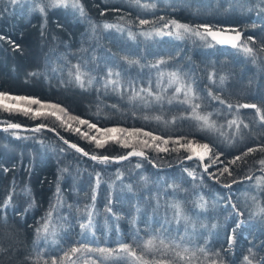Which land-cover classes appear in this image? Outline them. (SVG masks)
<instances>
[{
    "label": "trees",
    "instance_id": "trees-1",
    "mask_svg": "<svg viewBox=\"0 0 264 264\" xmlns=\"http://www.w3.org/2000/svg\"><path fill=\"white\" fill-rule=\"evenodd\" d=\"M73 2L0 0V93L37 99L28 105L44 113L0 104V123L49 126L98 156L140 148L151 160L101 162L45 129L0 130V264H51L65 253V264H102L98 253L70 249L121 244L148 260L184 264L171 248L164 254L160 238L194 252L193 264H264V184L257 183L264 179V0H79L83 15ZM172 21L192 31L178 38ZM203 26L239 33L236 47L211 40ZM189 86L212 127L178 102L185 96L175 89ZM49 104L65 110L55 108L62 119L48 114ZM77 117L97 129L141 132L98 146L91 137L112 134ZM198 139L210 143L207 172L198 159H184L194 152L181 145ZM249 148L256 150L244 155ZM153 237L156 249L146 252L143 242Z\"/></svg>",
    "mask_w": 264,
    "mask_h": 264
},
{
    "label": "snow or ice",
    "instance_id": "snow-or-ice-1",
    "mask_svg": "<svg viewBox=\"0 0 264 264\" xmlns=\"http://www.w3.org/2000/svg\"><path fill=\"white\" fill-rule=\"evenodd\" d=\"M13 3L16 2V0H12ZM53 4L54 6H67L68 4V0H53ZM72 7L74 8H78L81 12V15H83V9L82 6L79 5V0H74V2L72 3ZM145 7H147L145 5ZM41 12H44V9L41 8L40 9ZM141 24H146L148 23L147 20H141L140 21ZM172 26L175 27V29L177 30V35L178 38L181 35L180 30L182 29L183 32H191L192 29L188 26V25H184V24H180L176 21H172ZM168 25L165 24V27H167ZM105 27H110V25H105ZM205 28V32L208 33L209 35H211L213 38L216 37V33L212 32L210 28H208L207 26H203ZM158 35L160 34H164L161 32H157ZM168 35H171V33H167ZM196 35H201L200 33H195ZM239 33L236 34L235 37H232L230 39L229 42H231L233 44V47H236V43L235 41L239 40ZM224 42V41H221ZM244 52L246 54H251L252 50L249 48H244ZM82 73L79 71L78 66H77V73L75 75V79L78 83H80V86L83 87V82H82ZM111 75V73H110ZM170 76L172 77L171 82L174 83L176 82V80L178 79L177 74L176 73H171ZM223 79V78H222ZM109 83H115L114 81H110ZM144 91V90H142ZM148 91V94L151 95V90H146ZM175 92L177 94H180L181 92L184 93L185 99L178 101L181 104H189L191 106V110H192V115L189 117L191 119H195V120H199V121H203V126L204 127H212L213 125L209 123V117L208 116H201L197 113V109L199 108L198 104H192V98H193V90L192 88L189 86L187 87V89H184L183 87H178L175 89ZM137 95H139V93H137ZM5 99H11L14 101H27L29 104H40L41 102L37 99H33V98H29V97H8L7 94L5 93H0V101H3ZM157 100H160L161 97L157 96L156 97ZM213 99H218V97H213ZM172 101H169V103H171ZM220 103H224L223 101H220ZM6 107L9 110H17V111H22L24 113H30L33 111V109L28 108V107H21L19 104H8L6 105ZM51 108L55 109V108H59V105H51ZM229 107H231L229 105ZM241 107L244 108H255L256 112L259 113L260 109L256 107V105H242ZM61 111H65L63 109H61ZM37 116L39 115H44V113H41L39 111H37L35 113ZM49 115L55 116L57 119H62L56 112H51L48 113ZM77 120H79V123L81 125H85L87 124L89 128L91 129H96L97 132H103V133H111L112 135L110 137H105L104 139H97L95 136L91 137L92 140H94L96 142V144L98 146H102L104 143H107L109 139L112 140H116L117 142H119V136L116 135L117 133H127L129 136H133L136 134H139L141 132L140 129H133V130H127V129H118V128H110V129H97V126L93 123H89L88 121L85 120H80L78 117L75 118ZM262 119H264V117H262ZM236 123L235 121H231L230 124H234ZM10 128H19L20 125L17 124H10L9 125ZM39 127H44V125H40ZM39 127L36 130H39ZM70 127V126H69ZM77 131L79 132L80 130L77 129ZM83 135L87 136V133H83ZM144 135L146 136H152L151 133H144ZM154 140H159L161 139L160 137H152ZM183 139V138H181ZM141 143H147V141H141ZM165 144L168 143V141H164ZM176 143H179V141H176ZM124 146L127 147L129 146L127 142L124 143ZM71 147L76 148L77 151H83L82 149L78 148L76 145H71ZM181 147H185L188 148L194 152H196L197 149H201L202 152H197V154L199 155V158L201 160H203L205 158V155L208 154V152H210L209 146L207 144L204 145H196L193 142L189 141L187 142V144H182ZM166 150V149H164ZM256 149L253 148H249L247 152L244 153V155H248L249 153L255 151ZM260 151H264V148H261ZM85 155H87V153H84ZM131 155H137V156H143L144 153L143 152H137V151H133L130 152L128 154V156ZM128 156H123V157H119V159H127ZM191 158V157H189ZM91 159L93 160H101V162H105L109 160V157L107 156H101V157H97V156H92ZM218 159V157H217ZM241 159L240 156H237L235 158V160H239ZM235 160L232 161V163H235ZM213 163L216 162V160L212 161ZM260 163L262 165H264V160H261ZM207 169V166H206ZM223 171L227 172L228 169L225 168ZM191 175V173H190ZM258 184H264V179L258 180L257 181ZM173 207L176 209V214L177 216L181 215V209L180 206L177 205H173ZM260 212H264V208H260L259 209ZM49 216H51V213H49ZM48 223H45L43 225V231L47 232L48 231ZM82 227H85L84 225H82ZM156 240L157 237H153L151 239H148L147 241L143 242V249L146 252H152L156 249ZM159 244L161 249L164 251V254H167V251L171 248L172 251L174 252V255L176 257L177 260L179 261H183L184 264H193V258L195 256V253H190V250L187 247H184L181 249V245L179 243H175V242H166V239L164 238H160L159 239ZM177 249H181L179 251H177ZM95 252L98 253L99 256L102 258V264L103 261H107V260H123L125 261V264H170V262L166 261V260H148L145 259L143 255H138L135 248H133L131 245L129 244H121L120 247L118 249H109V248H71L70 252L75 254L78 252ZM200 252L204 253L205 249L201 248L199 249ZM123 255H120V254ZM69 259L68 253H65V257L62 258L61 260L57 261V260H52L51 264H65V260ZM247 260V257L245 258ZM73 264H75V262H73ZM93 264H95V262H93ZM213 264H215V262H213ZM250 264V262H249Z\"/></svg>",
    "mask_w": 264,
    "mask_h": 264
},
{
    "label": "water",
    "instance_id": "water-1",
    "mask_svg": "<svg viewBox=\"0 0 264 264\" xmlns=\"http://www.w3.org/2000/svg\"><path fill=\"white\" fill-rule=\"evenodd\" d=\"M214 30V29H213ZM213 30H211L212 32H214V33H216L217 35H216V37L215 38H213L211 35H209V37L211 38V39H213V40H216V41H218L219 43H221V44H225V45H227V46H233V44L231 43V42H229L230 41V39L232 38V37H235L236 36V34H237V32H231V31H226V30H222V31H219V30H215V31H213ZM221 41H224V42H221ZM235 43H236V41H235ZM10 125V124H9ZM9 125H4V126H2V125H0V129H9L10 127H9ZM37 127H39L38 125H34V126H30V127H26V126H21L20 125V127L19 128H10V129H16V130H20V131H26V130H30V129H33V128H37ZM42 129H45V130H47V131H49V132H52L54 135H56L62 142H64L65 144H67L68 146H70L71 147V145H73L72 143H70V142H68V141H66L57 131H55L54 129H52V128H48V127H41ZM78 147V146H77ZM73 148V147H72ZM75 150H76V148H74ZM133 151H135V150H130L125 156H128V154L130 153V152H133ZM79 152H81L82 154H84V153H87V155H85V156H88V157H92L90 154H88V152H86V151H79ZM137 152H142V151H139V150H137ZM144 153V152H143ZM131 156H137V155H131ZM131 156H128V157H131ZM139 157H143V158H147V155L144 153V155L143 156H139ZM191 158H186V159H198L200 162H201V164H202V167H203V170L205 171L206 170V168H205V166L203 165V160H201L200 158H199V156H197V155H192V156H190ZM120 160H122V159H116V161H120ZM108 161H114V158H110L109 157V160ZM220 185H222V184H220ZM223 186V185H222ZM225 186V185H224Z\"/></svg>",
    "mask_w": 264,
    "mask_h": 264
},
{
    "label": "rangeland",
    "instance_id": "rangeland-1",
    "mask_svg": "<svg viewBox=\"0 0 264 264\" xmlns=\"http://www.w3.org/2000/svg\"><path fill=\"white\" fill-rule=\"evenodd\" d=\"M211 30H225V29H222V28H215V27H209ZM226 31H231V32H235V31H232V30H226ZM207 35H208V33H207ZM208 37H209V35H208ZM210 38V37H209ZM211 39V38H210ZM211 40H213V39H211ZM213 41H215V40H213ZM216 43H217V41H215ZM8 97H17V96H9V95H7ZM0 104L1 105H4L5 106V108L6 109H8L7 107H6V105H8V104H19L21 107H28V108H31V106H29L28 105V102L27 101H14V100H11V99H5V100H3V101H0ZM52 104H49V105H47V106H45L44 105V107H46L48 110H51V111H53V112H56L57 114H58V111L57 110H55V109H53V108H51L50 106H51ZM32 109V108H31ZM43 108H41V110H42ZM59 109H61V108H59ZM19 112H22V111H19ZM33 112V111H32ZM31 112V113H32ZM36 112H33V114H35ZM59 115V114H58ZM68 122H70V120H68ZM76 122L77 123H79V120H76ZM72 123V122H71ZM11 124H13V123H11ZM80 124V123H79ZM0 125H2V126H6V125H9V124H3V123H0ZM17 125H19V124H17ZM36 125H42V124H36ZM22 126V125H21ZM34 126V125H33ZM26 127H30V126H26ZM10 129V128H9ZM0 130H8V128L7 129H0ZM12 130V129H11ZM52 133V132H51ZM100 135H104L105 136V133H103V132H100ZM97 138H98V135H97ZM99 139V138H98ZM199 140H202V141H204L203 143L204 144H207L208 146H209V149H210V143H209V141L207 140V139H198V140H194L193 141V143L194 144H196V145H198V141ZM71 142V141H70ZM134 149V148H133ZM136 149H138V148H136ZM140 149V148H139ZM198 150L199 149H197L196 150V152H198ZM194 152V151H193ZM196 152H194L193 154H195ZM200 152V151H199ZM193 154H191V155H193ZM191 155H189L188 157H190ZM209 155V152H208V154L207 155H205V157L206 156H208ZM188 157H185L184 159H186V158H188ZM115 158V157H114ZM184 159H183V161H184ZM205 159V158H204ZM149 160H151L150 159V157H149ZM186 160H190V159H186ZM152 163L154 162V161H151ZM200 162V161H199ZM155 163V162H154ZM156 168H158V169H164V168H166V167H161V166H158L157 164L156 165H154ZM168 167H170V166H167V168ZM205 172H207V169H206V171ZM254 174V173H253ZM253 174L252 175H248L247 177H246V179H250L252 176H253ZM212 180L213 181H216L214 178H212ZM233 182H235V181H233ZM219 184H222L223 185V187H227V186H229V185H225V184H223V183H219ZM221 185V186H222ZM225 185V186H224Z\"/></svg>",
    "mask_w": 264,
    "mask_h": 264
},
{
    "label": "bare ground",
    "instance_id": "bare-ground-1",
    "mask_svg": "<svg viewBox=\"0 0 264 264\" xmlns=\"http://www.w3.org/2000/svg\"><path fill=\"white\" fill-rule=\"evenodd\" d=\"M213 31H215V30H213ZM219 31H222V30H219ZM216 41V40H215ZM217 43L219 44V45H224V46H227V45H225V44H221V43H219L218 41H217ZM38 126H40V125H38ZM44 127H48V128H51V127H49V126H46V125H44ZM38 128V127H37ZM37 128H33V129H30V130H34V129H37ZM39 129H42L41 127H39ZM53 129V128H52ZM30 130H26V131H30ZM55 130V129H54ZM56 131V130H55ZM66 140V139H65ZM67 141V140H66ZM68 142H70V141H68ZM204 141H202V140H199L198 141V145H204V143H203ZM70 143H72V142H70ZM72 144H74V143H72ZM74 145H76V146H78V148H80V149H82V150H84L81 146H79V145H77V144H74ZM131 150H135V151H137V150H139V151H142V152H144L146 155H147V158L146 159H149V155L144 151V150H142V149H136V148H134V149H131ZM84 151H86V150H84ZM202 152V150L201 149H199L198 150V152ZM87 152V151H86ZM81 153V152H80ZM128 153V152H127ZM88 154H90L91 156H97V157H101V156H98V155H94V154H91V153H89L88 152ZM193 155H197V156H199L198 154H197V152L195 153V154H193ZM125 156V155H124ZM192 156V155H191ZM88 157V156H87ZM107 157H110V158H114V157H111V156H107ZM123 157V156H122ZM132 157V156H131ZM89 158H91V157H89ZM119 158V157H118ZM118 158H114V161H112V162H121V161H124V160H126V159H122V160H120V161H116V159H118ZM128 158H130V157H128ZM127 158V159H128ZM193 159V158H192ZM97 160H99V159H97ZM153 164L154 165H156L154 162H153ZM203 165L205 166V168H206V162H205V159H203ZM206 171V170H205Z\"/></svg>",
    "mask_w": 264,
    "mask_h": 264
}]
</instances>
